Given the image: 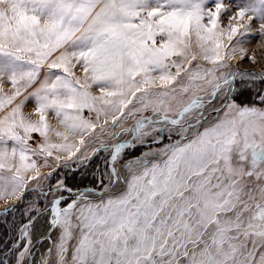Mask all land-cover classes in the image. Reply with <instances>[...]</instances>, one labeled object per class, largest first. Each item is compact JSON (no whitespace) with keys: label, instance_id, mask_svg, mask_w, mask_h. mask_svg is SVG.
<instances>
[{"label":"snow or ice","instance_id":"obj_1","mask_svg":"<svg viewBox=\"0 0 264 264\" xmlns=\"http://www.w3.org/2000/svg\"><path fill=\"white\" fill-rule=\"evenodd\" d=\"M209 2L0 0V199L51 196L39 264H264V72L228 63L264 0L227 27ZM100 153L96 187H42ZM30 210L15 264H36Z\"/></svg>","mask_w":264,"mask_h":264},{"label":"rangeland","instance_id":"obj_2","mask_svg":"<svg viewBox=\"0 0 264 264\" xmlns=\"http://www.w3.org/2000/svg\"><path fill=\"white\" fill-rule=\"evenodd\" d=\"M212 0L209 2V6H211ZM252 0H224V3L228 6V11L221 16V26L227 27L229 23V17L235 13L237 10V4H245L250 3ZM264 23V20L259 18H254L250 22V32L247 33L244 37H240L241 43L238 47L243 48L244 58H240V52L236 53V59L233 61H229L230 68L236 71L238 68H246V69H256L264 72V33L260 31V25ZM239 36V34H238ZM235 43V38L233 40ZM254 58V59H252ZM204 64L205 67L207 65L204 61H199ZM195 63V62H194ZM76 74L82 76V71L77 68ZM42 78V77H41ZM237 84L239 87L244 89L243 96L241 99H249L252 95V92L247 90L246 84L247 82H241L239 78L237 79ZM256 86L264 87L259 81L253 85V88ZM95 90V89H94ZM4 91L5 93L11 94V86L5 80L4 82ZM31 91V89L29 90ZM27 95V93H25ZM23 97H19L22 99ZM35 103L32 99H29L25 107L23 109L24 113L30 114L34 111ZM145 115H151L150 112L145 113ZM35 119V117H32ZM51 123L55 126L56 121L54 117L50 115L49 117ZM131 121H129V125ZM36 135V134H34ZM38 138V137H37ZM55 139V138H53ZM163 143H168L167 138L164 139ZM152 147H156V145H151ZM147 148L145 146H138L134 149H128L124 153V160L133 159L135 157L140 156ZM107 157L106 153H100L96 157L92 159V161L88 164L87 167H81L78 170H68V169H57L56 173L53 174L52 178L48 181H42V187L47 189L50 184H54L57 179H64L66 184L74 189H84L96 187L97 178L106 170V165L104 163L105 158ZM51 162V158H50ZM38 163H42V160L38 159ZM41 171L47 174L50 169L41 168ZM34 184H30L29 188H32ZM59 194V193H57ZM51 196H43L38 195L36 192L28 191L26 192L20 199H0V213H3L5 208L12 209L8 212V214L0 215V261H4L5 264H15V256L13 253L9 252L8 249L14 244H20L22 246V241H19L20 236V228L26 223L29 219L30 215H36L35 211L30 210V206H35L36 209L41 212L44 210L45 205L47 203V199ZM53 240L56 239L58 235L57 230L52 231ZM33 237V230H32ZM34 247V240H33ZM15 251V250H14Z\"/></svg>","mask_w":264,"mask_h":264},{"label":"bare ground","instance_id":"obj_3","mask_svg":"<svg viewBox=\"0 0 264 264\" xmlns=\"http://www.w3.org/2000/svg\"><path fill=\"white\" fill-rule=\"evenodd\" d=\"M51 199V197H49L47 199V203L48 201ZM46 203V205H47ZM42 215L38 216V219L36 221V225L33 229V240H34V247H33V258L36 261V264H39L40 258L41 256L46 254V250L49 248L50 244L49 241L47 239V220H48V214L47 212L42 211ZM44 237L43 242H40V238ZM51 237H53V234L51 232Z\"/></svg>","mask_w":264,"mask_h":264},{"label":"water","instance_id":"obj_4","mask_svg":"<svg viewBox=\"0 0 264 264\" xmlns=\"http://www.w3.org/2000/svg\"><path fill=\"white\" fill-rule=\"evenodd\" d=\"M237 70L240 71V72H252V73H256V74L262 73V71H259V70H256V69H252V68H250V69L238 68ZM52 239H53V237H52Z\"/></svg>","mask_w":264,"mask_h":264}]
</instances>
